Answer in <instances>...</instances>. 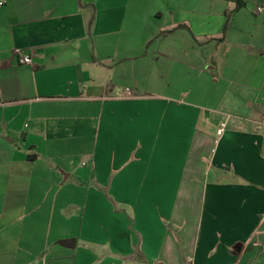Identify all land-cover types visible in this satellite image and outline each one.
<instances>
[{
	"label": "crops",
	"instance_id": "0c3cea01",
	"mask_svg": "<svg viewBox=\"0 0 264 264\" xmlns=\"http://www.w3.org/2000/svg\"><path fill=\"white\" fill-rule=\"evenodd\" d=\"M235 8L0 0V264H231L239 240L264 264V57L234 44L213 109L150 82L164 57L215 71Z\"/></svg>",
	"mask_w": 264,
	"mask_h": 264
},
{
	"label": "rangeland",
	"instance_id": "374dc122",
	"mask_svg": "<svg viewBox=\"0 0 264 264\" xmlns=\"http://www.w3.org/2000/svg\"><path fill=\"white\" fill-rule=\"evenodd\" d=\"M264 6V0H247L246 7L243 8L242 12L240 15H242L243 20H244V27L246 29H242L239 26H236L237 24L233 25V28L230 29V35H229V41L226 43L224 48H221L217 55V59H215L217 63V67L214 70H210L212 67L211 65H204L203 66V73L200 72V70H191L190 67H186L180 63H176L174 61H169L168 58H161L156 62L155 66V77L156 80L154 82V79L150 81L153 84H159L162 87V91L166 90L168 87V93H172V97H179L181 92H187L188 94L185 95L186 100L190 103H199L202 105H206L208 107H216L217 102L220 100L221 96L224 95L226 104L229 102V93H227L226 90V85L225 84H214V80H217L216 76L218 74V71L222 68H225V62H224V55L227 53L234 54L236 50L238 49L236 43L239 41L243 40L244 38L247 37V42H249V46L252 47L253 50L258 51V56H263L264 57V13L262 14H257L256 9L258 6ZM230 20L228 21V25L230 24ZM229 28V27H228ZM225 26L223 29L222 37L224 36L225 33ZM248 30V31H247ZM248 33V34H245ZM226 36V33H225ZM142 52V51H141ZM206 57V56H205ZM232 68L235 71H239L242 69L243 63H245V60L241 59L240 57H236L233 59L232 62ZM264 63V60H263ZM211 64V63H210ZM253 65V64H252ZM251 65V66H252ZM245 66H248V63L245 64ZM253 67L257 68L258 74L257 78L259 75H264V65L258 64L253 65ZM218 70V71H217ZM154 77V76H153ZM145 81H143L144 83ZM142 83V84H143ZM146 84V82H145ZM150 85L149 82H147V85ZM152 84V85H153ZM216 90V91H215ZM124 91L120 90L117 92V97H123ZM262 92L264 94V87L262 89ZM199 93H203V95L209 96V98H204L208 101L200 100V97L202 95H199ZM163 94V93H162ZM228 95V96H227ZM142 97H151L150 95H140ZM246 96V95H245ZM213 99V103L211 100ZM145 99H159L158 97L155 98H145ZM144 100V99H143ZM263 104H264V98H263ZM210 105V106H209ZM224 106V105H223ZM222 106V107H223ZM210 107V108H212ZM213 109V108H212ZM206 116L208 115L207 112H205ZM223 128V125H222ZM180 139L174 140V143H179L180 145L181 141ZM163 152V151H162ZM174 155H177V151L174 147ZM79 183V181H78ZM177 196V195H174ZM168 197V195H167ZM198 197V195L194 196L193 203ZM196 202V201H195ZM175 230V229H174ZM173 235L176 236L175 232H173ZM248 244V243H247ZM231 252L232 256L240 257L241 254L245 251L248 250L247 245H244V242L239 240L235 246H231ZM185 254L183 251H181L180 255L176 257V264L181 262L182 264H185ZM237 258V259H238ZM235 262V259H227V262L233 264H237V261L242 259L241 257Z\"/></svg>",
	"mask_w": 264,
	"mask_h": 264
},
{
	"label": "built area",
	"instance_id": "2783aa9c",
	"mask_svg": "<svg viewBox=\"0 0 264 264\" xmlns=\"http://www.w3.org/2000/svg\"><path fill=\"white\" fill-rule=\"evenodd\" d=\"M264 12V6H258L256 9L257 14H261ZM18 53V62L21 65H33V59L30 56L24 55L20 50L17 51ZM127 94H130V90L127 89L126 92ZM223 129H220L219 133H222Z\"/></svg>",
	"mask_w": 264,
	"mask_h": 264
},
{
	"label": "trees",
	"instance_id": "16d2710c",
	"mask_svg": "<svg viewBox=\"0 0 264 264\" xmlns=\"http://www.w3.org/2000/svg\"><path fill=\"white\" fill-rule=\"evenodd\" d=\"M236 2V8L234 12H238L242 10L244 7H246V2L244 0H235ZM226 32V29H225Z\"/></svg>",
	"mask_w": 264,
	"mask_h": 264
},
{
	"label": "water",
	"instance_id": "95a60500",
	"mask_svg": "<svg viewBox=\"0 0 264 264\" xmlns=\"http://www.w3.org/2000/svg\"><path fill=\"white\" fill-rule=\"evenodd\" d=\"M67 245H71L72 247H74L75 246V241L73 240V241H68L67 243H66Z\"/></svg>",
	"mask_w": 264,
	"mask_h": 264
}]
</instances>
